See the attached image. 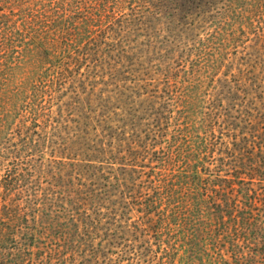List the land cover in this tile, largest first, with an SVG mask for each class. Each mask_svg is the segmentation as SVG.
I'll return each instance as SVG.
<instances>
[{
    "label": "trees",
    "instance_id": "1",
    "mask_svg": "<svg viewBox=\"0 0 264 264\" xmlns=\"http://www.w3.org/2000/svg\"><path fill=\"white\" fill-rule=\"evenodd\" d=\"M98 26L184 39L172 94ZM0 264H264V0H0Z\"/></svg>",
    "mask_w": 264,
    "mask_h": 264
},
{
    "label": "rangeland",
    "instance_id": "2",
    "mask_svg": "<svg viewBox=\"0 0 264 264\" xmlns=\"http://www.w3.org/2000/svg\"><path fill=\"white\" fill-rule=\"evenodd\" d=\"M138 27L139 26H136L135 28L133 27L132 31H130L128 35L129 40L133 41V47L137 48L139 51L138 53L131 55V59L128 60H124L122 54L119 55L118 60L111 59L110 57L109 59H105V57L103 56V38L107 35H104L102 33L103 29H101V26L96 27L95 31H98L97 34L101 35V85L103 84V82L105 83L109 80L108 76L106 75L107 67L116 66V87L125 85V88H131L133 85L138 84L141 87V89H139L140 93L138 94L146 93L148 96H151L150 94H152V92H154V95L156 96H162L165 94L167 95L168 93L172 94L174 83L173 81L175 79L179 81V79L181 78L178 71L180 70L179 68L182 65V58L188 60L189 63L191 53L189 54V52L187 51L189 50L188 43L184 39L178 40L173 44L174 51L169 53L163 59V61L158 63L157 61H155V58H157V56H155L154 52L158 50V41L161 40V38L165 34H163L161 31H155L152 28L139 30ZM113 28L114 24L110 29ZM124 44H126V42ZM203 58L206 60L205 57ZM97 59L98 57L96 56L90 58L88 61H86L82 70L85 71L92 66L100 65L98 64V62L97 64H94V61ZM201 61L203 60H199V62ZM158 64H160L159 68H157ZM94 73L95 71L89 70L88 81H93L92 78H94ZM140 80L144 81L142 82ZM153 80L156 82L157 87L148 86L151 82H153ZM138 94H136V96H138ZM104 97L105 96L101 95V99ZM142 98H144L143 95H140V99ZM132 100H135V106L139 105V102L132 94L128 96L127 100L124 101V103L128 104ZM119 107L121 108L123 106Z\"/></svg>",
    "mask_w": 264,
    "mask_h": 264
}]
</instances>
